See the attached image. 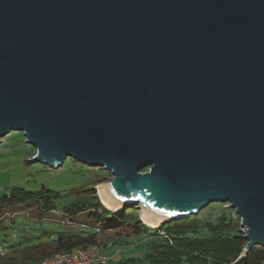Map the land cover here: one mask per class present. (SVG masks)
Instances as JSON below:
<instances>
[{
	"label": "water",
	"instance_id": "water-1",
	"mask_svg": "<svg viewBox=\"0 0 264 264\" xmlns=\"http://www.w3.org/2000/svg\"><path fill=\"white\" fill-rule=\"evenodd\" d=\"M12 132L31 163L110 172L116 213L162 226L229 204L241 262L264 248V0H0Z\"/></svg>",
	"mask_w": 264,
	"mask_h": 264
},
{
	"label": "rangeland",
	"instance_id": "rangeland-1",
	"mask_svg": "<svg viewBox=\"0 0 264 264\" xmlns=\"http://www.w3.org/2000/svg\"><path fill=\"white\" fill-rule=\"evenodd\" d=\"M35 152L36 149L26 143L21 132H12L2 139L0 143V197L18 187L30 192L46 188L54 192L55 210L45 211L39 203H35L14 206L0 212V246L5 251L4 255L0 254V264L29 263L25 255L32 253L36 247L48 248L61 233L77 232L76 224L70 225L71 221L69 217H66L64 208L74 204L77 197L76 190L94 188V185L101 179L95 187L100 197L101 184L113 178L110 172L101 168H91L72 158H67L59 169H50L40 163H31L30 159ZM121 211L123 210L117 213ZM137 213L142 219V212L138 208ZM222 214L239 225L241 232V219L228 204H211L191 218L195 219L198 225H204L217 223ZM79 219L87 221L88 218L86 215H80ZM142 222L147 225L144 221ZM118 237L122 238L119 240ZM123 237L124 234H118L112 230H107L97 236V246L108 257L109 264H120L129 258L143 257L144 246L141 240L134 237L127 239Z\"/></svg>",
	"mask_w": 264,
	"mask_h": 264
},
{
	"label": "trees",
	"instance_id": "trees-1",
	"mask_svg": "<svg viewBox=\"0 0 264 264\" xmlns=\"http://www.w3.org/2000/svg\"><path fill=\"white\" fill-rule=\"evenodd\" d=\"M97 183L94 188L76 190V201L64 208L66 217L77 224L78 233H61L48 248L36 247L32 253H27L25 257L29 263L22 264H37L62 251L90 250L97 246V234L91 229L93 226L101 227L103 233L112 230L124 234L125 239L134 237L141 240L143 257L129 258L120 264H264L262 247L253 248L245 259L236 263L247 241L242 237L239 225L225 214L217 223L198 225L195 219L189 218L188 221L151 228L141 221L137 207H127L118 213L107 210L95 191ZM54 198V192L46 188L37 192L13 188L0 197V212L35 203L45 211L55 210ZM80 215H86L87 221H81Z\"/></svg>",
	"mask_w": 264,
	"mask_h": 264
},
{
	"label": "built area",
	"instance_id": "built-area-1",
	"mask_svg": "<svg viewBox=\"0 0 264 264\" xmlns=\"http://www.w3.org/2000/svg\"><path fill=\"white\" fill-rule=\"evenodd\" d=\"M69 223L70 225L75 224L72 221ZM91 229L97 234V236L103 233V230L99 226H93L91 227ZM0 254L1 255L5 254V251L1 246H0ZM37 264H109V261H108V257L102 252L100 247L95 246L88 251L83 249L62 251L57 255L46 258L45 260Z\"/></svg>",
	"mask_w": 264,
	"mask_h": 264
},
{
	"label": "bare ground",
	"instance_id": "bare-ground-1",
	"mask_svg": "<svg viewBox=\"0 0 264 264\" xmlns=\"http://www.w3.org/2000/svg\"><path fill=\"white\" fill-rule=\"evenodd\" d=\"M100 187H101V186H100ZM99 194H100V198H101L103 204H104L107 208H109V209H113V208L109 205V203L106 201V199L104 198V196H103V194H102V191H101V188H99ZM142 219H143L144 222H145L148 226H150V227L157 228V227L160 226V224L154 223L153 221L149 220L148 218L144 217L143 215H142ZM160 223H161V222H160Z\"/></svg>",
	"mask_w": 264,
	"mask_h": 264
}]
</instances>
